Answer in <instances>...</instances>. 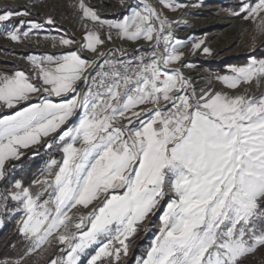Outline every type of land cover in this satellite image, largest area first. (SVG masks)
Segmentation results:
<instances>
[{
  "label": "snow or ice",
  "instance_id": "1",
  "mask_svg": "<svg viewBox=\"0 0 264 264\" xmlns=\"http://www.w3.org/2000/svg\"><path fill=\"white\" fill-rule=\"evenodd\" d=\"M159 2L170 11L186 7L179 0ZM141 4L120 20H107L85 0H68L66 7L85 28L79 47L103 60L95 76L89 72L95 60L75 50L29 55L31 76L0 73V102L8 108L41 93L38 103L0 118V180L6 161L20 158V148L39 144L78 117L45 143L62 153L61 160L50 159L31 185L17 179L0 193V212L21 213L16 239L7 242L12 254L0 256V264H38L41 258L45 264H120L138 226L165 199L158 232L138 264H249L264 253V93H197L181 70L189 65L180 50L184 41L173 36L174 21L147 0ZM227 11L259 21L264 32V0H239ZM32 15L27 7L0 8V34L20 43L57 23L53 15L43 23L26 19ZM89 23L107 28L109 40L115 30L119 39L143 40L150 48L135 57V66L109 59ZM51 40L54 47L75 43L63 35ZM204 44L193 43V52ZM202 51L211 54L208 47ZM230 71L216 76L227 88L260 86L264 59ZM77 81L87 91L78 92ZM94 201L99 203L87 214H73ZM53 248L60 255L48 258Z\"/></svg>",
  "mask_w": 264,
  "mask_h": 264
},
{
  "label": "rangeland",
  "instance_id": "2",
  "mask_svg": "<svg viewBox=\"0 0 264 264\" xmlns=\"http://www.w3.org/2000/svg\"><path fill=\"white\" fill-rule=\"evenodd\" d=\"M151 1L157 11H162L163 14L168 17L169 21H174V23H172L173 36L176 39L184 41L180 50L185 53L183 58L184 64L189 66L182 67L181 70L184 71L187 74L185 76L192 81L196 87L197 93H199L201 89L207 90L208 88L221 92V89L214 88V82L220 83L225 88L227 87L217 80L216 76H231L233 73L230 71V66H244L249 63L250 59H264L259 57L257 58L254 55L256 51L264 52V32H261L257 27L259 21H257V23L245 21L230 15L227 11L228 9L236 8L239 0H179V2L186 5V7L178 8L175 11L163 8L159 0ZM67 3L68 0H0V8L10 7L13 9L19 8L21 10H23L24 7L29 8L33 15L26 19H32L43 23L45 16L53 15L57 21L55 26L44 25V28L40 30L38 35L33 34L27 39H22V42L20 43L12 42L3 34H0V73L10 74L14 70H23L31 76L32 66L26 59L29 55L37 57L45 55L59 56L68 51L75 50L79 52L82 58L94 60L92 53H90L86 48L79 47V45L83 42L85 28L83 27L82 22L75 17L72 10L66 7ZM85 3L90 7L95 8L98 13L107 20H120L124 15L130 14V9H135L138 6L142 7L141 0H123V3H121V0H85ZM33 4H35V6H39L40 9H31ZM14 19L18 20L22 18ZM205 21H211V26L208 28L201 27L199 29L195 27L199 22ZM235 22L243 25L242 30L227 31L230 27L229 24ZM89 27L100 32L101 38L104 40V44L100 46V49L102 50H106V48L114 45V41H117L119 44L118 47L123 49L136 43L149 44V42L143 40L136 42L121 40L117 37L115 30H111L112 39L109 40L107 39V35L109 33L107 28H100L98 25L91 23H89ZM57 29H60V31L58 32ZM61 35L75 41V43L70 46H60L57 43L54 47L51 37H58ZM222 35H225V37L220 38ZM201 39L205 41V44L201 46V49H197L193 52L192 44ZM162 47L163 44H161V48ZM203 47H208L211 54H205L202 51ZM240 55L247 56L243 64L230 60L231 57ZM177 66L178 65L175 64L171 65L173 68ZM32 82L36 84L40 83L38 80H33ZM78 82L80 81H77L76 85L77 91L79 92L80 83L77 84ZM245 89H247L249 93L259 96L264 93V81H261L260 86H257L255 83L251 85L242 84L238 89H229L233 91V93L228 94L243 92ZM38 94L41 95V93L33 94L29 101L38 103ZM64 98H71V94H68V96ZM50 99H52L53 102H60L61 100L60 97L54 96L50 97ZM6 108V106L0 103V112L6 110ZM39 155L40 157L42 156V158L38 160L40 168L37 171L35 178L40 177L41 171L50 159L54 158L58 161L61 160L60 152L55 148L51 150L44 148L41 152L31 153L30 157L33 159L37 158ZM22 168V165L18 163L16 164V161L5 163L6 176L4 180L0 181V183L7 181L9 188H11V185L14 183L12 182V174L22 170L26 171L28 169ZM4 191V187L0 188V193ZM33 191H35V188H33ZM98 203L99 201H94L93 205H90L87 209L78 206L77 209H73V214H87L91 211L93 206ZM8 206L9 208H14L15 202L9 201ZM163 211H161L158 216L155 212V214L150 215L138 226L143 227L149 224V227L151 226L154 229L156 225L153 226V220L154 217H157L159 224L153 232H150V242H152L154 236L158 232L160 215ZM5 215V213L0 212V220H3L4 224L6 221L16 222L20 218L21 213H15L11 217L7 216L4 219L3 216ZM4 224L3 226H0V229L4 227ZM89 253L95 254V247L89 249ZM124 259L125 257L122 256L120 264L123 263ZM45 261L46 258H41L39 259L38 264H44ZM104 264H107V261H104ZM249 264H264V253L259 254L255 259H250Z\"/></svg>",
  "mask_w": 264,
  "mask_h": 264
},
{
  "label": "trees",
  "instance_id": "3",
  "mask_svg": "<svg viewBox=\"0 0 264 264\" xmlns=\"http://www.w3.org/2000/svg\"><path fill=\"white\" fill-rule=\"evenodd\" d=\"M254 55L257 58H264L263 51H256ZM246 57L247 56L245 55H240L231 57L232 59L230 58V60H234L236 62H239V64H243L246 60ZM41 158L42 156L40 157V155L37 156V158L33 159L30 157V154L26 155L18 164L22 165V169H28L26 171L22 170L20 172L12 174V182H15V180L19 179L25 186L31 185L32 180L35 178V175L40 168L38 160ZM3 187L5 188V190L9 188V184L7 181H4L0 185V188ZM166 203L167 199L161 202V206L156 211L157 216L161 213V211H163L164 205H166ZM5 217H7V215L3 216L4 219ZM153 223L156 226L159 224V220L157 219V217H154ZM15 228V221H6L4 227L0 229V256L5 254H12L10 248L7 247V242L16 239ZM150 237L149 224L143 227H138V231L129 242L128 255L125 257L122 264H137L138 260L145 258L146 252L151 246ZM59 255L60 253L58 249L53 248L50 250L48 258H55ZM84 264H86V260L84 261Z\"/></svg>",
  "mask_w": 264,
  "mask_h": 264
},
{
  "label": "built area",
  "instance_id": "4",
  "mask_svg": "<svg viewBox=\"0 0 264 264\" xmlns=\"http://www.w3.org/2000/svg\"><path fill=\"white\" fill-rule=\"evenodd\" d=\"M149 48H150V44L136 43V44H131L128 48H124V49L117 46L116 48H109L101 51L110 53V55L107 57L109 59H112L114 57L115 59L124 61L125 63L131 62L132 65L135 66L136 64L135 57L139 55H143L149 50ZM92 57L95 60L97 67L95 68V71L89 69V72L91 73V75L95 76L96 72L100 71L98 65L100 63H103V60L96 59L94 54L92 55ZM79 83H80L79 92L87 91V87L85 86L83 81H80ZM89 83H91V81H89ZM124 123H127V121H125ZM154 229H156V226ZM154 229L151 226L149 227L150 232H152Z\"/></svg>",
  "mask_w": 264,
  "mask_h": 264
},
{
  "label": "crops",
  "instance_id": "5",
  "mask_svg": "<svg viewBox=\"0 0 264 264\" xmlns=\"http://www.w3.org/2000/svg\"><path fill=\"white\" fill-rule=\"evenodd\" d=\"M40 94H38V97ZM36 101V100H35ZM1 104H3V102H0ZM31 103H36V102H22L20 104H17L15 106V108H6V110H3L0 112V118H3L4 116H8V115H12L14 114L16 111L21 110L22 108L28 106V104ZM78 121V118L74 117L73 121H70L68 124L62 126V128L60 130H58L57 133H52L50 134L48 137H43L41 139V142L39 144H35V145H31L28 148H20L19 152L21 153L20 158L19 159H10L7 162H13L16 161V164L19 163L26 155L31 154V153H38L41 152L42 149L46 148L45 143L46 142H51L54 138H58L59 132L64 130L65 128H67L68 126H70L73 122ZM60 157L62 158V153L60 152ZM1 181V180H0ZM4 182V181H3ZM1 182L0 185L3 183Z\"/></svg>",
  "mask_w": 264,
  "mask_h": 264
},
{
  "label": "bare ground",
  "instance_id": "6",
  "mask_svg": "<svg viewBox=\"0 0 264 264\" xmlns=\"http://www.w3.org/2000/svg\"><path fill=\"white\" fill-rule=\"evenodd\" d=\"M99 1H104V0H99ZM147 3H149V4H151L153 7H154V4L152 3V1L151 0H149V1H147ZM32 8H36V9H40L39 8V6H35V7H31V9ZM230 25V27L227 29V31H241L242 30V28H243V25L242 24H238V23H230L229 24ZM211 26V21H205V22H199L195 27L197 28V29H199V28H201V27H206V28H208V27H210ZM178 34V33H177ZM181 36V35H180ZM185 36V35H184ZM184 36H182V37H184ZM222 37H225V35L223 36H220V38H222ZM114 45H111L110 47H108V48H106V49H109V48H116L119 44H118V42L117 41H114V43H113ZM109 45V44H108ZM102 49H100V51H101ZM183 73H184V75H187L184 71H183ZM77 84H79V82L77 83ZM213 86H214V88L215 89H221V92H225V93H233V91H231V90H229V89H227V88H225V87H223L220 83H218V82H214L213 83Z\"/></svg>",
  "mask_w": 264,
  "mask_h": 264
}]
</instances>
